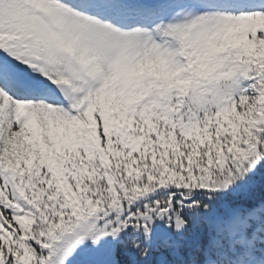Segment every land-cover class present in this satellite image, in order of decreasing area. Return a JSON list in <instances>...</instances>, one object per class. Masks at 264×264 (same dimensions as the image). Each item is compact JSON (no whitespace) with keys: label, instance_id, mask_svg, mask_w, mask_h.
Returning a JSON list of instances; mask_svg holds the SVG:
<instances>
[{"label":"snow or ice","instance_id":"6c2138e0","mask_svg":"<svg viewBox=\"0 0 264 264\" xmlns=\"http://www.w3.org/2000/svg\"><path fill=\"white\" fill-rule=\"evenodd\" d=\"M0 264H264V0H0Z\"/></svg>","mask_w":264,"mask_h":264}]
</instances>
